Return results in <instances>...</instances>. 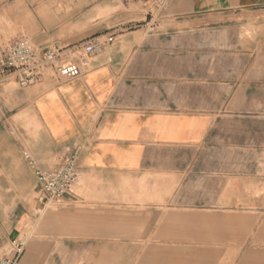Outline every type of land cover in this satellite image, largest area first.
<instances>
[{
  "label": "crops",
  "instance_id": "0c3cea01",
  "mask_svg": "<svg viewBox=\"0 0 264 264\" xmlns=\"http://www.w3.org/2000/svg\"><path fill=\"white\" fill-rule=\"evenodd\" d=\"M17 37L101 49L81 78L0 85V258L264 264V0H0V62ZM74 153L42 203L36 169Z\"/></svg>",
  "mask_w": 264,
  "mask_h": 264
},
{
  "label": "built area",
  "instance_id": "2783aa9c",
  "mask_svg": "<svg viewBox=\"0 0 264 264\" xmlns=\"http://www.w3.org/2000/svg\"><path fill=\"white\" fill-rule=\"evenodd\" d=\"M100 49L97 41L67 48L59 44L38 47L28 38L17 37L10 42L0 62V85L14 78L20 87L26 88L39 83L49 72L64 81L81 78ZM27 159L35 169L34 162ZM36 175L40 201L46 205H63L80 180L79 157L74 153L48 170L36 169ZM25 244L24 239L14 241L9 256L1 257L0 264H16Z\"/></svg>",
  "mask_w": 264,
  "mask_h": 264
},
{
  "label": "rangeland",
  "instance_id": "374dc122",
  "mask_svg": "<svg viewBox=\"0 0 264 264\" xmlns=\"http://www.w3.org/2000/svg\"><path fill=\"white\" fill-rule=\"evenodd\" d=\"M211 50L212 49H210V48H206V49H203L202 51H204L205 53H207V52H211ZM53 210H55V209H53ZM56 211V210H55Z\"/></svg>",
  "mask_w": 264,
  "mask_h": 264
}]
</instances>
